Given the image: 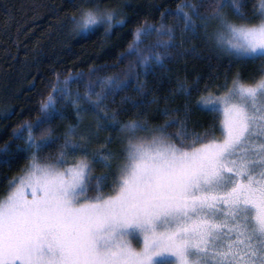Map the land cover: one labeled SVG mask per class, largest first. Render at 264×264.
I'll return each instance as SVG.
<instances>
[{
	"label": "snow or ice",
	"instance_id": "1",
	"mask_svg": "<svg viewBox=\"0 0 264 264\" xmlns=\"http://www.w3.org/2000/svg\"><path fill=\"white\" fill-rule=\"evenodd\" d=\"M248 3L185 0L175 13H161L178 25L137 26L119 57H135V85L128 73L98 76L81 95L70 85L82 74H57L39 117L12 134L28 155L0 196V264H264V0H252L250 12ZM53 11L64 13L59 26L73 35L101 25L108 35L125 23L105 0H68ZM177 26L230 65L258 67L248 76L232 72L214 88L201 89L199 77L178 79L173 93L182 103L165 107L159 124L145 113L121 120L123 109L108 111L130 85L139 96L131 107L156 102L145 98L139 76L183 46V39L170 43ZM153 32L168 40L142 49ZM197 112L212 117L199 130L191 123ZM57 118L68 121L62 130L52 127ZM53 147L54 155H42ZM0 153H9L7 144Z\"/></svg>",
	"mask_w": 264,
	"mask_h": 264
},
{
	"label": "trees",
	"instance_id": "2",
	"mask_svg": "<svg viewBox=\"0 0 264 264\" xmlns=\"http://www.w3.org/2000/svg\"><path fill=\"white\" fill-rule=\"evenodd\" d=\"M185 0H105L110 7L115 8L124 16L123 25H114L108 35L104 33V26H98L88 34L73 35L67 28L59 26L58 16L68 6V0H0V148L5 144L9 153H0V160L7 158L8 163H0V196L8 186L9 181L21 175V169L26 165L27 153L18 148L22 141L13 138V132L25 121H35L39 117V106L42 98H46L51 91L50 84L55 83L57 74L63 80L67 76L82 74L84 79L70 85L73 92L83 95L85 85L95 82L96 78L121 75L128 73L132 77L133 85L137 83L135 74L140 68L135 65V57L120 60L125 54L129 43L133 41L134 29L147 22L159 26L161 22L168 25H178V20L166 14L161 19L162 12L175 13L177 4ZM199 2V0H193ZM252 0L248 9L251 11ZM203 12L204 9L201 8ZM159 39L156 33L143 37L142 49L153 48ZM183 46L167 49L163 67L153 65L147 75L141 74L139 82L144 85L145 98L156 102L141 105L138 108L131 105L139 96L130 85L109 100L108 111L121 110L120 119L142 118L138 113H145L153 125L162 123L165 117L160 115L165 107L176 108L182 103V97L175 96L173 89L177 80L189 83L199 77V86L205 84L215 87L222 84L226 75L239 70L245 76L255 72L257 64H229L228 58H218L200 39L190 38L181 33L180 27L175 28V39L170 43ZM195 49L193 51L192 49ZM155 51L164 53L163 47ZM148 53L145 52V55ZM132 63L133 67L129 68ZM91 69H98L94 74ZM198 95V93H197ZM121 97H129L125 104ZM167 98V99H165ZM195 99V97H193ZM57 107H61L60 104ZM68 121L75 117L70 105H64ZM68 121L58 118L52 122L53 128L63 129ZM86 122H91L87 117ZM212 122L211 115L193 113L191 123L199 130ZM172 131L173 129H169ZM102 136L107 133H102ZM55 154V148L46 150L42 155L46 158Z\"/></svg>",
	"mask_w": 264,
	"mask_h": 264
},
{
	"label": "rangeland",
	"instance_id": "3",
	"mask_svg": "<svg viewBox=\"0 0 264 264\" xmlns=\"http://www.w3.org/2000/svg\"><path fill=\"white\" fill-rule=\"evenodd\" d=\"M116 145H113V147H115ZM29 195H30V192H29Z\"/></svg>",
	"mask_w": 264,
	"mask_h": 264
}]
</instances>
